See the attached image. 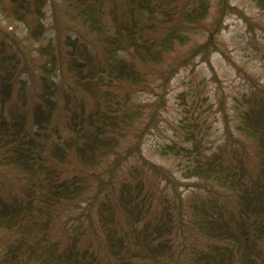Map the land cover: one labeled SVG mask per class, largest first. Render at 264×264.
<instances>
[{"label": "rangeland", "instance_id": "obj_1", "mask_svg": "<svg viewBox=\"0 0 264 264\" xmlns=\"http://www.w3.org/2000/svg\"><path fill=\"white\" fill-rule=\"evenodd\" d=\"M83 56L96 63L89 74L79 68L81 61L86 69L91 64ZM3 57L9 67L3 68ZM122 69L130 75L121 76ZM46 92L50 99L39 98ZM98 100L107 112L117 109L109 123L119 121L126 130L111 125L105 134L99 131L108 147L98 158L85 160L93 217L83 210L86 196L66 201L56 212L54 231L64 230L71 214L82 213L79 227L101 263L117 264L103 255L108 243L97 207L116 202L128 186L134 198L146 201L143 208L152 224L160 220L166 229L175 220L186 223L178 231L172 226V233L156 243L173 244L176 256L177 248L180 253L176 264H188L212 241L194 222L202 216L196 204L205 207L225 193L208 173L211 157L219 153L236 165L241 161L254 176L263 167L262 142L245 118L251 105L264 104V0H0V117L29 133L44 125L37 118L53 116L45 130L52 138H44L70 157L46 164L60 170L61 178L83 164L71 140L77 136L69 125L73 112L87 115ZM39 131L44 130L37 131V141ZM4 135L0 129V139ZM52 150L47 148V154ZM5 156L0 149V198L12 199L28 185L37 203L40 189ZM196 162L204 174L193 175ZM15 233L2 227L0 259Z\"/></svg>", "mask_w": 264, "mask_h": 264}, {"label": "trees", "instance_id": "obj_2", "mask_svg": "<svg viewBox=\"0 0 264 264\" xmlns=\"http://www.w3.org/2000/svg\"><path fill=\"white\" fill-rule=\"evenodd\" d=\"M4 57L3 68L6 65L9 67L10 62ZM83 57L91 64L86 69V64L81 61L79 68L89 74L96 63L92 56ZM130 73L122 69L120 75H130ZM49 89L53 94L55 93L51 87ZM49 94L46 92L39 98L50 99ZM102 98H105V94ZM117 103L119 106V102ZM253 106V110L246 111L245 121L252 133L261 140L264 152V104L251 105V108ZM115 110L111 108H108V112L103 110L100 100L87 115L74 110V116L69 121V125L71 128L73 126L77 136L71 140L76 141L74 153L83 164H81L82 168L78 169L79 172L68 174L65 178L60 177V170L53 169V164L52 167L46 164L48 161L53 163L55 160L62 164L70 157V153H67L65 148L60 149L54 140L48 143V137L52 138V135L47 134L45 130L53 124V116L52 118L46 117V121L37 118L36 122H43L44 125H38L39 129H30L29 133H26L24 125L0 117V129L5 132L0 139V149L9 155L4 158H9L10 164L19 165L32 181V186L40 189V199L39 201L36 199L37 203L34 189L28 185L24 186L22 191L12 199L0 198V231L2 227L9 226L10 231L17 232L15 233L16 239L7 244L1 256V264L101 263L99 260L101 258L91 238H88L86 232L79 227L82 213L75 217L71 214L64 222V230L55 229L54 231V222L56 212L60 214L58 209L62 204L70 200L81 201L80 199L84 196L87 197L88 207L83 210H87V217H93L90 208L95 203V198L87 195L89 170H86L88 168L84 163L87 164L85 160L103 155L104 149L108 147L102 142L99 131L105 134L111 125L118 130H126L123 129L122 124L118 127L119 121L109 123L113 119L111 115H114ZM38 130L45 132L39 131L40 140L37 141L35 137ZM44 135L48 137L44 138ZM82 139L83 143H80L78 140ZM47 148L54 150L47 154ZM53 151L58 153H53ZM262 166L259 173L254 176L253 172L241 161L236 165L233 158L227 160L219 153L211 157L208 173L210 176H216L221 186L225 187L218 189L224 190L225 193L224 197L216 196L210 203L206 202L205 207L196 204L198 206L196 210L202 216L194 222L212 241L207 250L201 251L195 257L191 256L188 264H264V155ZM157 170L165 174L161 168L157 167ZM191 171L193 175L205 173L199 162L191 167ZM126 188L118 193L116 202H110V204L104 201L97 207L101 228L107 236L108 243V250L103 255L109 259L113 256L117 264H176L180 256L178 248V256H176L172 248L173 244L156 243V238L172 233V226L176 228V231L184 229L186 223L184 225L183 221H179L178 224L175 220L166 229H163V222L160 223V220L152 224L150 219H146L147 209L143 208L146 206V201L142 202L138 199L139 197L134 198L130 192L131 189ZM21 193H23L22 196H20ZM26 193L27 195H24ZM74 209H81V207H73L72 210ZM120 210L123 211V214H120L123 222L118 219L117 212ZM177 211L176 217L178 218L182 214L181 207H178ZM24 217H27L26 222H22ZM10 218H15V221ZM140 223L144 226L140 227ZM190 231V228L184 230L188 234ZM60 232L62 234H58ZM228 241L234 245L228 244ZM242 244H245L244 250L240 247ZM189 253L193 254L192 247ZM128 256L135 257L138 263L131 262ZM105 264H110V262Z\"/></svg>", "mask_w": 264, "mask_h": 264}]
</instances>
